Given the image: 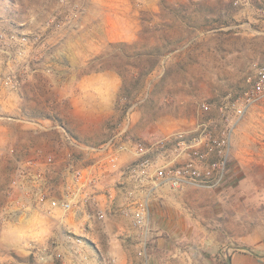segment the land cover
I'll return each mask as SVG.
<instances>
[{
  "label": "rangeland",
  "instance_id": "1",
  "mask_svg": "<svg viewBox=\"0 0 264 264\" xmlns=\"http://www.w3.org/2000/svg\"><path fill=\"white\" fill-rule=\"evenodd\" d=\"M235 1L118 0L117 7L103 4L116 10L104 18L109 10L95 12L96 0H0V35L4 36H0V140L5 136L6 141L0 151V264L26 263L15 255L23 259L33 255L36 264H69L54 250L59 243L54 235L62 229L38 212L17 211L15 195L9 194L16 162L35 151L52 155L63 168L64 174L55 177V189L65 180L68 153L77 166L92 162L83 149L64 141L60 128L78 137L84 146L107 141L127 118L131 123L128 134L142 145L207 121L216 131L221 125L219 105L236 100L248 86L253 64L264 61V33L256 32H264V15L260 13L264 6L246 9L252 0ZM230 3L235 7L231 14ZM98 21L103 26L113 24V30L91 38L92 28L87 27ZM10 35L19 39H10ZM164 40L171 43L168 52L121 115L115 106L119 76L109 70L85 74L87 62L109 50V43L138 41L152 47ZM104 84L115 86L111 103L106 95L98 94ZM83 90L98 94L91 101H99L93 104L100 110L87 115L74 110ZM122 103L123 98L119 105ZM202 104H208L210 110L203 111ZM125 146L135 162L133 147ZM122 176L118 171L108 173L106 178L115 181L107 187H118L117 178ZM171 200L175 203L164 207V224L175 233L163 231V243L171 249L194 253L197 264L215 263L205 253L220 254L226 261V255L234 252L256 254L264 264V104L252 105L236 123L223 183L217 188L189 185ZM176 215L174 222L172 216ZM32 218L42 222L36 227L41 233H33ZM123 221L121 243L129 250L132 264H143L145 239L127 219ZM100 224L88 229L98 237L84 238L82 245L94 263L100 257L93 241L99 248L109 246L107 231ZM208 236L219 243L215 253L212 249V253L206 252L204 239ZM158 237L147 240L146 248L154 250ZM72 261L86 264L75 254Z\"/></svg>",
  "mask_w": 264,
  "mask_h": 264
},
{
  "label": "built area",
  "instance_id": "2",
  "mask_svg": "<svg viewBox=\"0 0 264 264\" xmlns=\"http://www.w3.org/2000/svg\"><path fill=\"white\" fill-rule=\"evenodd\" d=\"M239 1L236 0L235 4ZM260 13L264 15V9ZM0 36L2 38L3 34ZM9 38L19 39L15 35H10ZM247 84V88L236 100H227L219 105L221 125L216 131L212 129L215 126L212 127L211 122L207 121L194 129L178 130L170 137L142 145L128 134L131 123L127 118L122 120L123 125L120 124L117 132L104 143L84 146L60 128L64 141L70 147L95 154L89 158L92 162L77 166L72 154L68 153L65 180L60 188L55 189L56 162L52 155L35 151L18 160L9 192L10 194L12 191L15 195L16 210L25 213L35 211L47 218H54L57 210L61 212L62 219L71 215L78 223L63 233L70 252L86 264H98L89 261L82 245L89 223L92 220L103 222L107 218V212L98 198L100 194L97 193V187L100 174L109 167H116L119 154L124 149L123 144L133 147L137 159L123 169L131 186L123 194V205L119 213L144 237L151 230V192L147 188L148 184L166 185L171 192L177 193L189 185L217 188L223 183L227 175L236 123L252 105L264 98V61L253 64ZM201 108L203 111L210 110L208 104H202ZM172 160L176 163H168ZM106 197L113 199L110 192L106 193ZM54 250L56 252V248ZM56 255L60 253L56 252Z\"/></svg>",
  "mask_w": 264,
  "mask_h": 264
},
{
  "label": "crops",
  "instance_id": "3",
  "mask_svg": "<svg viewBox=\"0 0 264 264\" xmlns=\"http://www.w3.org/2000/svg\"><path fill=\"white\" fill-rule=\"evenodd\" d=\"M96 1H97L96 3H98L99 5H98V10H95V12L98 11L99 14H101L104 10L106 9L109 10L108 12H104V15H102V17L105 16L104 18H108L107 17L108 14L116 13V10L111 9L110 7H117L118 0H96ZM103 4L109 5L110 7L104 6ZM257 5L264 6V0H252L250 2V5L247 4L246 9H249L250 6H252L253 8H257ZM94 16L96 17V14H94ZM94 19L96 20V18ZM111 25L112 27H108L106 25L103 26L98 21L96 24L89 25L87 29L91 30L92 28L91 38H95L99 32L112 31L113 24ZM262 25H263L262 28L264 29V21ZM258 31L264 33L262 30H256V32ZM109 38H111V35L109 36ZM98 91H99L98 93L99 95H103V96L106 95L107 102L111 103L113 96H114L113 94L116 91V89H115V86L113 88V86H107V84H104L103 88H99ZM98 94H95L94 92H89L87 90H83L78 100H76V102H79V105L76 104L74 107V110L77 111L80 115H83L84 113L87 115L89 111L93 112V110L94 111L100 110L98 109L100 106L96 107V105L93 104L95 102L98 103L99 101L97 100H94V102L91 101L93 97L97 96ZM259 102H261V104H264V98L259 100ZM106 107H108V110H109L110 108L109 104ZM16 109L18 111H21V106L16 105ZM2 139L4 140L2 141L0 140V151L6 143L5 136L2 137ZM123 147L124 149L119 154V160L117 161L116 167H109L108 169H106V171H103L100 174L99 186L97 187V193L100 194L98 198L101 202L102 208L105 209L107 212V218L103 221L104 222L103 225H102V222H99L97 220H92L89 223L90 224L89 228L92 226V224L101 223L100 227L101 225L102 227H105L103 230L107 231L106 233L109 236V246L105 248H101V247L99 248L98 244L95 243V241H93L95 248L99 250L97 251L99 253L98 257H100L97 260L98 264H132V261L130 260V258H128L129 250L127 249L125 245L121 243L122 238L124 237L123 236V231H124L123 224L124 225L126 224L123 221L124 218L119 213V209L123 205L124 192L131 186L130 182L127 180L125 174L123 173V169L125 166L132 163L131 161L132 159H134V156L132 155V151L129 150L128 148H127V151H125L126 150L125 144H123ZM84 154L87 155V157L85 158H92L93 156H95V154H92L91 152H88L87 150H85ZM168 163L174 164L176 162L172 160V161H169ZM62 170L63 168H61L59 164H56L55 177L57 176V174H61V175L64 174ZM114 171H118V173L120 172V174L123 175L121 178L119 177L117 178L118 179L117 183H121L120 184L121 186L117 185L118 187H107V183L113 184L114 183L113 181L115 180L111 178H106V175ZM153 171L154 170H152L151 174L153 173ZM120 179L121 181H119ZM58 186L60 188L61 184L59 183ZM147 188L151 192V199H150V225H151L150 228L151 230L146 236L143 237L145 240L144 242L142 241L143 242V245H142L143 259H144L142 263L143 264H178L177 261L184 260V264H197L198 259H196L195 257L196 255H194V253L189 254L185 251H181L178 248L171 249L169 246L163 243L164 241L163 231L168 230L171 235L175 233L173 231H170L172 229L171 226L168 228L165 227L164 223L166 222L165 221L166 214L164 212V207L165 205H170L171 203H175L173 200H171V196L176 193L171 192L166 185L154 186L150 183L148 184ZM108 192H110L113 195L112 200L107 199L106 193ZM112 211L116 212L117 215L112 214ZM25 215L27 216L28 214H25ZM116 217H118V219H116ZM172 217H173L172 219L175 218L174 222H177V215L172 216ZM49 219H52L53 225H57L62 229V232H60L59 235L57 236L54 235L56 239H59V243H56V246H55L56 252L63 254L64 257L68 260L69 264H75L72 261V253L69 250V243L66 237L63 235V233L68 228L75 226V224L78 222H75L72 219L71 215H68L66 218L62 219L61 212L59 210H57L56 214L54 215V218H49ZM117 222H121V223H117ZM40 223L42 222L34 220L33 218L31 220V224L35 228L38 227ZM41 231H42L41 228H38V229L36 228V230L33 233L34 234L41 233ZM134 234L137 237L136 232H134ZM153 236L155 237L159 236L158 237L159 240L158 238L156 240H158L157 242L160 246L158 245L155 248L156 250L155 249L151 250L150 246L146 248L147 240H150V238H152ZM97 237L98 236L95 234V231L92 229L91 231H87L85 235V238L90 239V240L92 239L94 240ZM204 245L205 246L208 245L207 246L208 249L206 252H211L210 250L212 249V252L215 253L218 251V248H219V243L216 241H213L211 236H208L204 239ZM205 246L201 248L202 251L204 250ZM21 251H23L21 248H17L18 253H22ZM230 255L232 256L231 257L232 264H263L262 258L253 253L250 254V253H245V252H240V253L234 252ZM110 259L112 260V262ZM202 260H204V258H202ZM180 264H183V262ZM201 264H207V262H201Z\"/></svg>",
  "mask_w": 264,
  "mask_h": 264
},
{
  "label": "trees",
  "instance_id": "4",
  "mask_svg": "<svg viewBox=\"0 0 264 264\" xmlns=\"http://www.w3.org/2000/svg\"><path fill=\"white\" fill-rule=\"evenodd\" d=\"M228 7V12L231 14L234 7L233 3H230ZM225 25H228V21L225 22ZM170 44L167 40H164L160 46L152 47L140 45L138 41L109 43V50H105L102 54L87 62L85 74L109 70L119 76L121 83L115 106L116 109L121 110V115L124 116L131 104V99L142 88L148 75L158 66L162 56L168 52ZM121 98H123V103L119 105ZM72 137L76 140L78 138L73 134ZM104 142L102 141L100 144ZM84 144L91 143L84 142ZM204 255L216 264H227L225 259L220 258V254L209 255L205 253ZM14 257L22 263L26 262L23 264H36V257L33 255H29L26 259L20 258L18 255ZM27 261L31 263H27Z\"/></svg>",
  "mask_w": 264,
  "mask_h": 264
},
{
  "label": "water",
  "instance_id": "5",
  "mask_svg": "<svg viewBox=\"0 0 264 264\" xmlns=\"http://www.w3.org/2000/svg\"><path fill=\"white\" fill-rule=\"evenodd\" d=\"M226 261H227V264H232L230 254L226 255Z\"/></svg>",
  "mask_w": 264,
  "mask_h": 264
}]
</instances>
